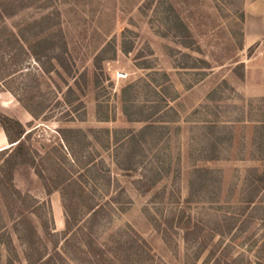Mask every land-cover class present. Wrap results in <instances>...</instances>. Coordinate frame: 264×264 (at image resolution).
Listing matches in <instances>:
<instances>
[{
    "label": "rangeland",
    "instance_id": "obj_1",
    "mask_svg": "<svg viewBox=\"0 0 264 264\" xmlns=\"http://www.w3.org/2000/svg\"><path fill=\"white\" fill-rule=\"evenodd\" d=\"M14 1L16 14L4 22L13 31L58 14L71 74L24 57L16 73L4 44L0 112L30 132L28 145L45 177L66 170L76 193L103 208L92 237L105 256L113 264L264 262V190L246 204L250 170L264 169V0ZM162 5L174 9L187 34L173 17L164 23ZM146 125L156 131L138 139L136 170H120L129 165L126 149H116L104 131L117 132L122 143ZM60 130L79 132L65 134L71 168ZM90 159L93 166L84 170ZM30 171L13 176L14 187L31 199L25 203L0 184V264H26L28 247L18 239L27 235L22 214L29 208L42 214L47 201L62 226L52 214L49 238L29 215L36 232L31 248L35 256L52 254L58 240L62 252L60 194L52 193L51 202L44 181ZM85 209L78 202L83 233ZM181 217L190 229L177 225ZM72 238L65 264H95L81 231Z\"/></svg>",
    "mask_w": 264,
    "mask_h": 264
},
{
    "label": "trees",
    "instance_id": "obj_2",
    "mask_svg": "<svg viewBox=\"0 0 264 264\" xmlns=\"http://www.w3.org/2000/svg\"><path fill=\"white\" fill-rule=\"evenodd\" d=\"M162 7L164 8V12H161L163 14L164 23L170 25L171 18L173 17L177 29L179 28L181 32L186 33L187 28L175 14L174 9H172L170 5H162ZM16 10L17 7L15 1L0 0V49L5 44L4 49H8L9 53L13 54L12 62H15L13 67L18 69L16 73L22 72L24 70L22 63L24 60H29L34 61L38 65L47 64L49 68L57 72V74L58 71L56 69H60L69 76L71 74V68L69 66V61L66 59L67 47L62 31L59 28L60 20L58 14L54 17L52 15L42 16L38 20L29 21L23 25H19L16 27V31H13L8 29L4 22L5 19L14 16L16 14ZM21 57H24L23 61H20ZM67 90L70 91V87H68ZM18 102L23 104L20 100ZM24 109L33 118L37 117L27 106L24 105ZM0 127L10 146L5 150L0 151V174H2L0 184L8 186L16 199L25 203L26 199L29 200L30 197L28 195L24 197V195L14 187L13 173L15 168L18 166L29 167L32 169L37 178L44 181L43 188L46 198H49L51 194L55 192L60 194L62 209L65 217L64 230L60 236V240L62 242L60 248L62 252H59L57 249L59 245L57 240L52 243L54 249L52 254H37V256H35L34 253L36 250L31 248V246L34 244L33 238L35 237L36 232L33 225L30 223L29 215H33L40 219L41 228L45 236L49 238L54 237L55 233L47 227V223H52V212L49 202L47 201L44 204L46 208L42 214L39 213L38 210L31 208L27 209L26 212L22 214V220L27 224V235L26 237L19 236L18 239L20 241H26V247H28L24 252V260L26 264H65L63 253L67 252L65 249L73 239L72 237L74 236V231L76 230H79L82 233L85 255L96 259L95 264H113L105 256L104 251L95 245V241L92 237V231L97 222L98 215L103 208L98 205L86 203V201L83 200L85 198L84 192L76 193L74 187L77 184H74L66 170L57 167V173L55 175H48V177L43 175L28 145L30 132H26L24 127L18 121L11 119L0 112ZM150 131L155 132L156 128L153 127V125H146L137 133H128V135L123 138L124 142L122 143L119 141L117 132L110 134L109 131H104L107 137L111 136L110 142L116 149H126V157L129 165L126 168H121L120 170L126 172H134L136 170V152L139 150L141 151L138 139L143 137L146 132L149 133ZM59 133L61 134V140L67 152L64 154H68L71 158L69 161L66 158H64V160L71 168L72 164L75 163L73 161L74 155L70 154V150L72 149L65 134L74 133L78 135L79 132L60 130ZM116 165L119 166L118 161H116ZM92 166L93 161L90 159L85 165H83V169L90 171ZM196 173L198 175L204 174V176L207 177L211 175V172L208 170H196ZM249 174L252 177L250 182L252 189L250 190L248 199L246 200L247 206L254 205L257 194L261 190H264V169L261 172H258L256 169H252ZM80 201L86 208L85 210L87 211V215H89L84 228L85 233L82 232L83 227H80L81 225H79V218L76 211L77 204ZM113 202L116 203L117 201L113 199ZM182 221L183 218H179L177 225L183 226L182 228L185 230L191 228L192 224L189 218L185 223ZM15 232H18L17 228H15ZM185 236H187V232L184 234V237ZM240 264H264V262L251 263L247 260L245 263L240 262Z\"/></svg>",
    "mask_w": 264,
    "mask_h": 264
},
{
    "label": "crops",
    "instance_id": "obj_3",
    "mask_svg": "<svg viewBox=\"0 0 264 264\" xmlns=\"http://www.w3.org/2000/svg\"><path fill=\"white\" fill-rule=\"evenodd\" d=\"M9 147H10L9 143H8V141H7V139H6L5 135H4V132L2 131V129L0 127V151L5 150V149H7ZM21 170H26V172H28V175L29 176L31 175L30 174L31 171H30V169L28 167H26V166H18V167L15 168L14 173H13L14 180L17 178L18 172H20ZM53 198L54 197L51 195L50 196L51 202H53ZM51 210H52L55 226L57 227V224L62 226V221L60 220L57 223V221H56L57 219L55 218V213L53 211V208Z\"/></svg>",
    "mask_w": 264,
    "mask_h": 264
}]
</instances>
